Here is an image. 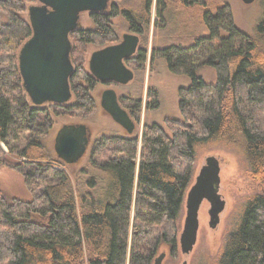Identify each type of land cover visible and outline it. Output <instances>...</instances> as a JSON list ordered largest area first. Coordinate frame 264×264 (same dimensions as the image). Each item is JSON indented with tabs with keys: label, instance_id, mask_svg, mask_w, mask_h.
I'll list each match as a JSON object with an SVG mask.
<instances>
[{
	"label": "trees",
	"instance_id": "obj_1",
	"mask_svg": "<svg viewBox=\"0 0 264 264\" xmlns=\"http://www.w3.org/2000/svg\"><path fill=\"white\" fill-rule=\"evenodd\" d=\"M139 1L124 0L109 14H93L94 29L73 34L76 101L58 107L61 111L82 117L95 111L90 89L96 79L84 64L87 46L118 40L112 25L117 15L145 39L154 0ZM157 3L155 27L172 24L182 12L203 29L164 48L152 47L151 61L160 56L172 73L190 77V85L180 88L184 122L167 119L172 134L157 121L148 122L141 150L137 135L103 139L84 169L92 175L75 183L62 168L68 163L46 142L53 113L35 106L23 86L19 51L33 32L21 14L26 0H0L8 20L0 22V169L23 171L32 194L9 198L0 188V264H153L163 246L178 256V221L203 143L240 148L253 178L264 185V15L248 32L238 26L228 2ZM138 50L136 62L145 65L149 50L142 45ZM204 66L217 72L214 82L200 72ZM153 97L148 108L160 105L157 91ZM142 102L134 107L141 109ZM245 209L220 264H264V190L253 194Z\"/></svg>",
	"mask_w": 264,
	"mask_h": 264
},
{
	"label": "rangeland",
	"instance_id": "obj_2",
	"mask_svg": "<svg viewBox=\"0 0 264 264\" xmlns=\"http://www.w3.org/2000/svg\"><path fill=\"white\" fill-rule=\"evenodd\" d=\"M212 6H219L222 3H230L233 12L235 13V19L238 26L244 31L253 32L260 18L264 15V0H255L254 2H247L246 0H207ZM28 2V1H27ZM139 0H130L133 5H139ZM139 3V4H138ZM158 3L157 0L153 1L152 6V22L150 30L146 34V38H142L141 45L149 50L147 55V63L145 65H139L138 62L132 61V67L135 70L136 76L129 84H120L116 86L121 92H133L138 98H142V106L140 114V120L138 131L142 128L144 122H158L166 131H170L167 119H176L184 122L181 108L179 107L181 96L180 88L188 87L190 85V77L183 74L172 73L167 62L160 56L152 59V47L167 46L172 43H176L180 37L187 38L186 36L199 33L202 28L199 25L194 28L190 22L189 16L185 13H178L172 24H166L163 27L154 25L157 15ZM25 17L26 12L24 13ZM191 18V16H190ZM193 20V19H192ZM7 15L5 12L0 11V22H7ZM127 20L117 15L112 20V25L119 32V36L122 37L124 33L128 31ZM163 22L159 23L162 26ZM85 27H93L94 21L86 16L84 19ZM198 28L200 30H198ZM183 32V33H182ZM208 33V31H204ZM179 36V37H178ZM188 39V38H187ZM186 40V39H185ZM140 45V46H141ZM99 47L94 43L87 48L85 66L89 70L86 64L87 57L91 55L95 48ZM200 72L204 75L207 82L212 83L216 80L217 72L213 67L204 66L200 69ZM107 88L104 84H98L94 91V96L97 98L98 105L95 111L86 117L78 115H70L64 113L58 106L50 105L49 110L53 113V127L46 137L48 147L55 151L54 143L56 133L63 126L64 123L74 122H87L89 123L93 133L96 137H101L104 134H121L123 133L122 127L118 126L111 117L107 116L100 106V92ZM154 91H157L160 105L155 108H148V103L151 102L154 97ZM142 134L140 135V138ZM140 143V141H139ZM141 145V143H140ZM91 147L85 158L76 162V164H66L62 168L66 169L72 179L77 182V178L80 177L83 180L88 179L90 172H85L84 169L88 168L90 155L92 152ZM106 147L108 145H105ZM98 156L102 158L103 153ZM197 157L194 163L192 172V183L196 180V175L206 161L208 155H217L221 164V193L227 200L226 207L221 214V220L218 227L213 228L210 226V211L211 203L209 200H205L200 208V228L198 231V240L194 246V249L183 254L180 244V254L178 256H171L170 249L167 246L161 247V251H167V257L165 258V264H182L187 260V264H220L221 256L226 248L228 239L233 231H235L241 224V219L245 213V208L252 195L264 190V185H261L253 178L250 172L251 165L245 152L234 145L224 144L221 141H211L203 143L197 147ZM105 156V155H104ZM32 165L27 166L30 168ZM21 170H16L12 167L6 166L0 169V188L3 189L4 194L9 198H23L30 199L31 193L28 184L25 181L24 175ZM36 185V184H35ZM190 185V186H191ZM39 187V186H38ZM181 217L178 221L179 224V236L184 227V220L186 217V201L183 205Z\"/></svg>",
	"mask_w": 264,
	"mask_h": 264
},
{
	"label": "water",
	"instance_id": "obj_3",
	"mask_svg": "<svg viewBox=\"0 0 264 264\" xmlns=\"http://www.w3.org/2000/svg\"><path fill=\"white\" fill-rule=\"evenodd\" d=\"M43 7H30L33 35L24 41L19 51V67L24 89L37 107L44 103L66 104L73 92L71 77L75 70L71 51L70 30L77 26L76 17L81 9L104 11L106 0H40ZM254 2L255 0H246ZM47 5L54 7L48 11ZM123 40L94 50L90 60V71L101 81L114 80L123 84L135 78V71L124 62L136 54L141 43L140 35L134 32L123 34ZM102 105L114 120L133 133L134 120L127 109L119 103L117 92L108 88L103 93ZM54 147L59 158L69 164H76L86 154L92 134L87 123H65L56 133ZM221 164L217 155H208L189 187L186 196V217L180 233V247L185 255L194 249L200 228V208L205 200L211 203L210 226L218 227L227 200L221 193ZM167 251L163 250L153 264H165ZM182 264H187L185 260Z\"/></svg>",
	"mask_w": 264,
	"mask_h": 264
},
{
	"label": "flooded vegetation",
	"instance_id": "obj_4",
	"mask_svg": "<svg viewBox=\"0 0 264 264\" xmlns=\"http://www.w3.org/2000/svg\"><path fill=\"white\" fill-rule=\"evenodd\" d=\"M28 1V2H27ZM124 0H106L105 2H104V5H105V9H104V11H102V10H99V9H81V10H79L78 11V13H77V16L76 17H74V18H76V23H77V26L75 27V28H73L72 30H70V33H69V38H70V41H72V44L74 45V41H73V34L74 33H76V32H82V30H91V29H94V27H95V23H94V26L93 27H85L84 26V19H86V16L87 17H89V18H91L93 21H94V17H93V14H96V13H100V14H109V13H111L112 12V10H113V8L116 6V4H119V3H122ZM34 6H38V7H43L44 6V3L42 2V1H40V0H26V10H24L23 11V13H21L22 14V17H24L26 20H28V22L30 23V26H31V29H32V31H33V27H32V20L30 19V12H31V8L30 7H34ZM47 7H48V11L50 12V11H53L54 10V7H52V6H50V5H47ZM0 11H3L4 12V10H2V9H0ZM26 12V16L27 17H25V15H24V13ZM115 18V17H114ZM112 20H113V18H112ZM127 27H128V31L127 32H129V31H131V32H134V33H136L135 31H133L130 27H129V25H127ZM118 32V31H117ZM33 33H34V31L32 32V34H31V36L33 35ZM118 34H119V32H118ZM137 34H139V33H137ZM140 35V38H141V34H139ZM30 36V37H31ZM29 37V38H30ZM28 38V39H29ZM123 38V35H122V37L121 36H119V38H118V40L117 41H114V42H107L106 44H98V46L99 47H97V48H95L94 50H96V49H99V48H104V47H106V45H110V44H116L117 42H120L121 40H123L122 39ZM141 42H142V39H141ZM92 44H94V43H92ZM97 44V43H96ZM91 44H89L88 46H87V48H88V50H89V46H90ZM140 45H141V43H140ZM140 47V46H139ZM72 50H73V48H72ZM71 53H72V51H71ZM94 53V51H92V53H91V55H89L88 57H87V60H86V64L88 65V67H89V73L91 74V75H93L92 74V72L90 71V64H89V60H90V58H91V56H92V54ZM138 54V52L136 53V54H134V55H132V56H130L129 58H125L124 59V62L126 63V65L130 68H132V69H134L133 67H132V61H135L136 62V58H135V56ZM73 55V53L71 54V56ZM72 61H73V59H72ZM73 64H74V62H73ZM135 71V70H134ZM136 76V75H135ZM93 77L96 79V81H95V85L90 89V95H91V97L92 98H94V101H95V109L97 108V105H98V101H97V98H95V96H94V91L96 90V88H97V85L100 83V84H104L105 86H107V88H105V89H103L101 92H100V106H101V110H103V112L109 117H111V119L118 125V126H120V127H122V129H123V133H121V134H110V135H107V134H104V135H102L101 137H96V133L94 134L93 133V130L91 129V127H90V125H89V123H87L88 124V127H89V132L92 134V136H91V141H90V143H89V147H88V149H87V152H86V154H84V156H83V158H81L78 162H80V161H82L84 158H85V156L87 155V153L89 152V150L91 149V147L93 146V144L95 145L93 148H92V152H91V155H92V153L94 152V150H96L97 149V147L99 146V144H100V142L103 140V139H107V140H110V139H115V138H121V137H123V138H133L134 136H139L140 137V135L142 134V136H143V133H144V131H143V129H144V126L148 123V122H144V124L142 125V128L138 131L137 129L139 128V123L141 122V120H140V113L139 112H141V109H137L136 107H134V105L137 103V102H139L142 98H138L137 96H135L134 94H133V92H121L120 90H118L117 88H116V86H120V84H123V83H118V82H116V81H114V80H107V81H101L97 76H95V75H93ZM72 78V77H71ZM133 80V79H132ZM131 80V81H132ZM129 83H131V82H129ZM129 83H127V84H129ZM71 88H72V86H71ZM108 88H113V89H115L116 90V92H117V96L119 97V103L122 105V107L123 108H125V109H127V111H128V113H129V115H130V117L132 118V120H134V122H135V126H134V129H133V133H130L128 130H127V128L126 127H124L123 125H122V123L120 124L119 122H117V121H115L114 120V118H113V116L111 115V113L107 110V109H105L104 107H103V105H102V101H103V98H102V96H103V93L106 91V90H108ZM72 92H73V88H72ZM76 101V99H75V95H74V92H73V95H72V98H71V101H69L68 103H66V104H58V103H55V102H50V103H44L43 105H39V107L40 108H45V110L47 111V112H50L51 113V111L49 110V108L48 107H50V105H54V106H58L59 108H64V107H67V106H69V105H72L74 102ZM94 109V110H95ZM53 116V115H52ZM90 116V115H89ZM68 123H71V122H68ZM85 123V122H84ZM153 123V122H152ZM65 124V123H64ZM62 127V126H61ZM140 143H141V145H140V150H141V147H142V137L140 138ZM139 150V151H140ZM55 153H56V155H57V152H56V149H55ZM91 155H90V158H91ZM58 156V155H57ZM59 158V157H58ZM61 159V158H60ZM62 161H65V160H63V159H61ZM66 162V161H65ZM67 163V162H66ZM69 164V163H68ZM32 196V195H31Z\"/></svg>",
	"mask_w": 264,
	"mask_h": 264
}]
</instances>
